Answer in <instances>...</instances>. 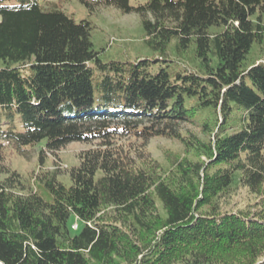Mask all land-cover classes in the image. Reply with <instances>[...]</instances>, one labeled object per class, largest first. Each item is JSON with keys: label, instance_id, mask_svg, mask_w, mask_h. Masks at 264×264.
<instances>
[{"label": "trees", "instance_id": "trees-1", "mask_svg": "<svg viewBox=\"0 0 264 264\" xmlns=\"http://www.w3.org/2000/svg\"><path fill=\"white\" fill-rule=\"evenodd\" d=\"M49 2L0 0V264H264V0H80L141 18L154 56L109 62ZM41 141L95 144L51 201L6 161Z\"/></svg>", "mask_w": 264, "mask_h": 264}, {"label": "rangeland", "instance_id": "rangeland-1", "mask_svg": "<svg viewBox=\"0 0 264 264\" xmlns=\"http://www.w3.org/2000/svg\"><path fill=\"white\" fill-rule=\"evenodd\" d=\"M148 0H130L131 5L138 6ZM60 2V8L76 22L87 20L91 22L92 43L94 50L99 52V56L104 62L116 61H134L137 57H153L155 52L150 50L146 43V32L141 22L140 16L136 12L122 13L114 7L100 8L96 11H90L80 0H52L48 7H57ZM264 59V50L262 52ZM186 127V126H185ZM190 127V126H188ZM46 141H41L34 147H26L30 151L28 156L21 155L14 151L11 146L7 147L6 161L10 167L22 176L26 185H32L47 200L51 201L52 196L46 189L35 185V180L42 171L59 170L60 179L69 183L70 180L66 173L69 168L80 164V153L93 145L82 143H70L56 154L45 153ZM182 151V146L171 139L154 138L149 143V151L153 159L164 162L166 151ZM8 176L7 173L0 175V181ZM77 223V224H75ZM72 224L73 228H72ZM79 225V231L74 230ZM68 226L72 235H76L83 228L84 223L71 215Z\"/></svg>", "mask_w": 264, "mask_h": 264}, {"label": "built area", "instance_id": "built-area-1", "mask_svg": "<svg viewBox=\"0 0 264 264\" xmlns=\"http://www.w3.org/2000/svg\"><path fill=\"white\" fill-rule=\"evenodd\" d=\"M77 229H78V227L75 228V230H77Z\"/></svg>", "mask_w": 264, "mask_h": 264}]
</instances>
